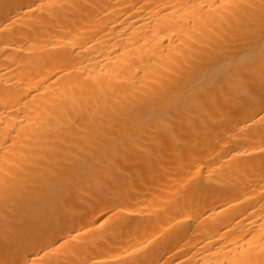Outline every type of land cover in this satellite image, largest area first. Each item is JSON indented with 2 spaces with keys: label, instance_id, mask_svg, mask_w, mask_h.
<instances>
[{
  "label": "bare ground",
  "instance_id": "1",
  "mask_svg": "<svg viewBox=\"0 0 264 264\" xmlns=\"http://www.w3.org/2000/svg\"><path fill=\"white\" fill-rule=\"evenodd\" d=\"M0 264H264V0H0Z\"/></svg>",
  "mask_w": 264,
  "mask_h": 264
}]
</instances>
